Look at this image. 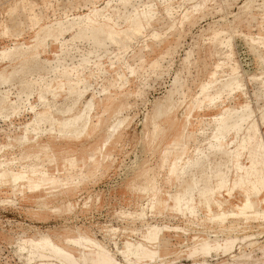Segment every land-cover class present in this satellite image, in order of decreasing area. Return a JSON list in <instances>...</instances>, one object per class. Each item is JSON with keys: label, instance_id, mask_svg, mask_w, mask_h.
<instances>
[{"label": "rangeland", "instance_id": "obj_1", "mask_svg": "<svg viewBox=\"0 0 264 264\" xmlns=\"http://www.w3.org/2000/svg\"><path fill=\"white\" fill-rule=\"evenodd\" d=\"M245 2L0 0V264H264Z\"/></svg>", "mask_w": 264, "mask_h": 264}, {"label": "bare ground", "instance_id": "obj_2", "mask_svg": "<svg viewBox=\"0 0 264 264\" xmlns=\"http://www.w3.org/2000/svg\"><path fill=\"white\" fill-rule=\"evenodd\" d=\"M228 0H223L224 5H227ZM253 0H246L244 6L242 8L247 7L248 3H250ZM264 1V0H262ZM264 3V2H263ZM264 6V5H263ZM261 9V8H260ZM242 17V16H241ZM237 19V18H236ZM214 43V42H213ZM215 44V43H214ZM251 44V43H250ZM231 45V44H230ZM248 45V44H247ZM215 46V45H214ZM255 46V45H254ZM253 44L250 45V49L253 53H255L256 48H254ZM262 60V59H260ZM260 64V63H259ZM258 99H262L261 92L258 93ZM184 115V114H183ZM246 208V207H245ZM165 240V239H164ZM44 249L49 253L48 255H39L38 259L30 264H58V262L55 260V258H60L65 264H80L78 261H76L72 255L66 253L63 251L60 247L53 245L48 239L44 240ZM162 245V244H161ZM264 254V250L262 252ZM216 255V254H215ZM108 261V260H107ZM85 263V261H82ZM253 263V261H251ZM251 262H240L238 264H251ZM93 264H100L98 260H94ZM171 264H177V262H172Z\"/></svg>", "mask_w": 264, "mask_h": 264}]
</instances>
